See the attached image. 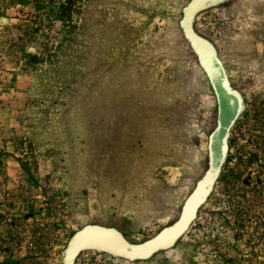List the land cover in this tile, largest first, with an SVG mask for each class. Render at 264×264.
<instances>
[{
	"label": "rangeland",
	"instance_id": "374dc122",
	"mask_svg": "<svg viewBox=\"0 0 264 264\" xmlns=\"http://www.w3.org/2000/svg\"><path fill=\"white\" fill-rule=\"evenodd\" d=\"M193 38L246 120L170 238L214 102ZM0 264H264V0H0Z\"/></svg>",
	"mask_w": 264,
	"mask_h": 264
},
{
	"label": "flooded vegetation",
	"instance_id": "af4514ba",
	"mask_svg": "<svg viewBox=\"0 0 264 264\" xmlns=\"http://www.w3.org/2000/svg\"><path fill=\"white\" fill-rule=\"evenodd\" d=\"M194 43L199 49L200 64L207 72L208 81L210 83L209 89L213 95L212 98L214 102L210 107V112H208L209 117L206 135L207 148L204 160L205 171L203 176L196 183V187L191 193L189 200L197 194L196 192L199 191L202 186L206 185V179L212 171L219 168V174L221 167H218V165L224 158L223 151L226 147L228 151V142L231 138L232 130L236 125L244 123V120H246V118L242 116L244 99L242 93L238 89L227 86L226 76L223 73L222 66L210 46L206 42L198 39H195ZM231 121H233V123L230 125L228 140L225 145L224 128H226V126L228 127ZM218 174L215 179H217ZM200 205L193 211V215ZM123 247L124 244H121L119 250L122 251ZM127 250L129 251V249ZM134 250L135 249L132 248L129 252H134Z\"/></svg>",
	"mask_w": 264,
	"mask_h": 264
},
{
	"label": "water",
	"instance_id": "95a60500",
	"mask_svg": "<svg viewBox=\"0 0 264 264\" xmlns=\"http://www.w3.org/2000/svg\"><path fill=\"white\" fill-rule=\"evenodd\" d=\"M193 41H195L194 38H193ZM227 128H228L227 126H226V128H224V132L226 131ZM221 165H222V162L218 165V167L219 166L221 167ZM218 169L212 171L209 174L208 178L206 179V185L202 186L199 189V191L196 192L197 194L195 196H193L190 200H188L186 207H185V210H184V214L182 216V222L169 235L170 238L176 237L177 235L182 233V231L185 229V227L190 222L192 215H193V211L197 208L198 205H200L202 202H204V200L207 198V196H208V194L212 188V185L214 183L215 177L218 174ZM122 249H123L122 251H124V252H129L130 249H132V248H130L124 244V247ZM127 249H129V251Z\"/></svg>",
	"mask_w": 264,
	"mask_h": 264
}]
</instances>
